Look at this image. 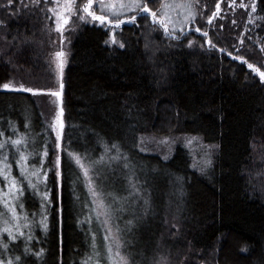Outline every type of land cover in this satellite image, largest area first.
Returning a JSON list of instances; mask_svg holds the SVG:
<instances>
[{
    "label": "trees",
    "instance_id": "16d2710c",
    "mask_svg": "<svg viewBox=\"0 0 264 264\" xmlns=\"http://www.w3.org/2000/svg\"><path fill=\"white\" fill-rule=\"evenodd\" d=\"M75 2L81 9L86 0ZM163 2L152 0L149 7L159 10ZM217 3L225 8V0H200L201 15L185 26L179 40L166 38L151 17L138 16V25L126 22L110 33L108 25L80 21L78 12L71 28L62 30L61 42L47 10L53 0L39 5L0 0V85L33 89L0 87V130L13 138L25 134L26 151L32 153L28 164L41 168L43 161L47 173L38 193L23 182L20 212L27 214L30 228L14 242L0 234L9 244L7 252L0 247V258L20 255V264H82L92 251L93 233L101 245L105 235L92 210L91 181L112 206L113 231L119 227L129 264H264V83L254 71L264 72V51L255 42L264 38V3L257 0L259 21L242 37L241 47L246 11L229 9L210 26L208 17ZM93 10L98 11L97 0ZM110 35L118 43L112 44ZM58 46L66 47L68 58L59 83L50 62ZM229 52L245 57L253 69ZM61 84L58 148L52 92ZM142 137L146 151L140 150ZM192 137L215 148L208 169L201 171L181 144L161 152L155 143ZM9 148L13 174L20 177L15 166L19 153ZM69 153L81 158L88 177ZM101 156L102 162L92 163ZM45 183L51 203L42 205ZM26 246L31 251L25 252ZM102 264H109L106 256Z\"/></svg>",
    "mask_w": 264,
    "mask_h": 264
},
{
    "label": "snow or ice",
    "instance_id": "6c2138e0",
    "mask_svg": "<svg viewBox=\"0 0 264 264\" xmlns=\"http://www.w3.org/2000/svg\"><path fill=\"white\" fill-rule=\"evenodd\" d=\"M13 0H8V4H12ZM152 0H97L98 3V11L93 10L94 0H86V3L83 4L80 11L83 14L79 15V20L87 23L89 18L92 22H99L101 26L108 25L109 32L114 33L116 29H119L121 25L128 24L138 25L137 17L139 16L141 19L147 20L148 17H151L152 25H159L160 28L163 29L166 38H171L172 40H179L181 35H184V28L186 25L195 24L197 21L198 15H201L198 10V5L200 0H164L161 4V8L159 10H152L149 5ZM260 3H264V0H259ZM34 5H39L40 0H32ZM229 8L234 9L236 6L240 8L248 9L249 4L245 3L244 0H240L237 5V0H230ZM27 7V5H25ZM251 12L249 13L250 17L252 14L257 11V0H251ZM75 9V0H64L63 4H57L55 7H49L48 12L53 13L56 17V31L61 33V42L63 41V32L64 26L69 23L70 15H76L77 12ZM221 5L217 3L216 10L211 13V16L208 17V23L211 26L213 18L220 16ZM127 13H131V15H126ZM112 19H109V17ZM258 18V17H257ZM253 20L249 19V23H252ZM236 21L233 20V24ZM223 27V26H221ZM155 31V28L152 29ZM197 32H201V28L197 27L195 29ZM179 32V35H177ZM202 35L204 37H208V32L203 31ZM243 33H241V37ZM110 40L112 44L118 43L115 35H110ZM211 48H215L216 45L212 43L210 40L207 41ZM107 43V41H106ZM244 43L243 39H240V45L242 46ZM193 44L192 41L188 42V46L191 47ZM148 45L145 44V47ZM119 47L124 48L125 44L123 42H119ZM235 47V45H234ZM264 51V48L261 49ZM220 51H226V49H220ZM240 49H237V53H239ZM65 53L61 51H57L55 53L56 57H63ZM229 55L232 56V59L240 61L241 63L247 64L249 69H253V64L248 63L247 59L242 55H232L229 52ZM259 75L261 83H264V72H261L258 68L254 69ZM3 89L6 90H17V91H26L32 92L33 89L25 87L21 84L18 88L13 85L11 82L4 83L0 85ZM63 87V84H61ZM55 95V93H53ZM15 133L17 131L16 126L14 124H10ZM53 130H56V124L52 125ZM60 128H63V124L61 122ZM0 137H3L0 140V206H2L3 211H0V234L6 233L7 238L10 241H16L19 237H23L25 235L23 229L30 228V224L28 222L27 214H22L20 209L24 207L23 201L20 197L24 196L26 189L23 187V182L26 180L29 187L33 189L34 192H39L38 184L40 182L41 177H44L45 182L47 181V173L42 171L43 161H41V168H35L33 165L28 164V159L32 155L31 152H27V144H26V135L20 134L15 138L7 136L2 130H0ZM197 137H192L186 141L188 145H191L194 140H197ZM61 133H57V147H60ZM160 143L167 144V138L160 141ZM141 151H146L147 149L144 145V138H141ZM15 148L16 153H19L18 159L15 160V166L20 170V177H17L13 174L14 165L10 162L13 158L11 148ZM111 148H115L117 152H119V148L117 145H111ZM110 149L106 146L105 151H109ZM47 149L44 151V155L47 156ZM69 155L73 156L76 163L83 169L84 175L88 177L89 169L85 167L82 163L81 158L74 154L69 153ZM119 156H114L112 159H118ZM167 158V157H165ZM104 159L101 156L100 161L92 162L100 163ZM205 165H210V160L204 161ZM57 168L60 166V157H57ZM196 166L195 164L193 165ZM127 167V165H125ZM203 171V168H201ZM60 171L58 170L56 175L60 176ZM35 178V179H33ZM90 187L89 191L93 197V211L96 212L97 221L101 224L104 235V243L101 245L97 241L96 233H93L92 243H91V253L87 255L86 259L82 261V264H102L103 258L106 256L109 264H129V259L125 256L121 248L123 247L121 242V237L118 235L120 229L117 226L116 230L113 231V227L111 224V220L113 219V209L111 204H106L105 200L102 197V194L97 192L96 188L91 186V181H89ZM42 205L44 201H51L48 199L49 191L47 189V185L45 183V190L42 194ZM103 217L101 220L100 218ZM23 220V223L21 221ZM46 217L42 218L41 223L44 224V227L47 228V224L45 223ZM131 223V221H129ZM28 240L32 239V236L29 232L27 236ZM0 247L4 249L5 252L9 249V244L3 242V239L0 238ZM31 251L27 246L25 247V252ZM43 251V250H41ZM39 256L40 253H34ZM21 256L16 255L14 258L9 257L8 259L0 258V264H20Z\"/></svg>",
    "mask_w": 264,
    "mask_h": 264
},
{
    "label": "rangeland",
    "instance_id": "374dc122",
    "mask_svg": "<svg viewBox=\"0 0 264 264\" xmlns=\"http://www.w3.org/2000/svg\"><path fill=\"white\" fill-rule=\"evenodd\" d=\"M229 2H230V0H225V3H226L225 4V8H224L223 5L220 4L221 5V12H220V16H218L219 18H221L224 14H226L229 11V9H232V8H229V6H228ZM244 2L249 4V8L248 9H244L243 8L246 11V13H245V15H246V23H245V26H244L245 28L242 31L243 36L245 35V33L247 31H250L251 29L255 28L256 23H257L256 21L257 20L259 21V19L257 18V14L256 13L252 14L251 17L249 15V13L251 12V7H250L251 0H244ZM53 3H54L53 7H55L57 4H63L64 0H53ZM238 4L239 3L237 2V5ZM238 8H240V7L236 6L232 10L235 11ZM74 10L77 12V14L76 15H70L69 23H70V21L72 22L74 17H77L78 12H81L80 9L76 7V2H75V9ZM49 14H50L52 22L54 23L55 29H56V17L51 12H49ZM218 17H215V18H218ZM249 19H252L253 22L249 23ZM69 23L64 26L63 30L67 31L69 28H71L69 26ZM242 37L238 38V47H241L240 39ZM255 42L260 46V48H264V38H260V39H258ZM61 50L65 53V55L63 57H59V58L56 57L55 53L57 51H61ZM66 51H67V49H66L65 46H64V48H62V46H58L57 48H54V50L52 52V56L50 57V62L52 64V68H53V71H54L55 79L57 80L58 83L60 82L61 75L65 74L66 69H67L68 58H67V52ZM58 90H59V88H58ZM58 90H56V91H58ZM163 139H165V138H160L158 140L155 139V143L158 146V150L159 151L167 152L168 148L171 147L172 145L181 144L184 148L186 147L188 150H190V152L192 153L194 159L197 161L198 165L201 168L208 169L210 167L211 164L210 165H205L204 161L205 160H210L211 163H212V158H213V154H214V151H215L214 147L204 145L198 139L194 140L191 145H188L186 143V141L188 139H190V138H176V139H173V140L167 138V140H168L167 144L160 143V141L163 140ZM122 222H124L125 226H127L129 224L128 221H122Z\"/></svg>",
    "mask_w": 264,
    "mask_h": 264
},
{
    "label": "water",
    "instance_id": "95a60500",
    "mask_svg": "<svg viewBox=\"0 0 264 264\" xmlns=\"http://www.w3.org/2000/svg\"><path fill=\"white\" fill-rule=\"evenodd\" d=\"M52 96L57 99L58 132L61 133L62 129L60 128V124L61 122L63 124V87L60 85L58 91L52 92Z\"/></svg>",
    "mask_w": 264,
    "mask_h": 264
}]
</instances>
